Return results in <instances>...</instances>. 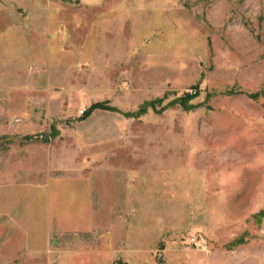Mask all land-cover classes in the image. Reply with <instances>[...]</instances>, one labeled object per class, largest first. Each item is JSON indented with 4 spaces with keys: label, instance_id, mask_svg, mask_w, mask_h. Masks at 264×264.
<instances>
[{
    "label": "rangeland",
    "instance_id": "1",
    "mask_svg": "<svg viewBox=\"0 0 264 264\" xmlns=\"http://www.w3.org/2000/svg\"><path fill=\"white\" fill-rule=\"evenodd\" d=\"M0 264H264V0H0Z\"/></svg>",
    "mask_w": 264,
    "mask_h": 264
},
{
    "label": "crops",
    "instance_id": "2",
    "mask_svg": "<svg viewBox=\"0 0 264 264\" xmlns=\"http://www.w3.org/2000/svg\"><path fill=\"white\" fill-rule=\"evenodd\" d=\"M73 158V157H72ZM66 174V179L70 181L71 179H75L78 174L80 173V169L77 168L76 170H65ZM70 178V179H69ZM73 181V180H71ZM85 192V196H82L83 202L85 200V203H83L84 206H88V208L91 210L90 212H93L94 209H97L99 207V204L96 203L97 201V194L94 193L93 188L90 187L88 191ZM84 194V193H83ZM136 197V196H135ZM75 202H72V204ZM95 207V208H94ZM147 207V205H146ZM118 208V210H116ZM110 217L112 216V219L110 220H116L119 221V217L122 215V209H121V203L112 205V210L109 212ZM88 216V215H87ZM118 217V220H117ZM84 219V220H83ZM91 220L89 217H86V215L82 218V225H78L77 227H72V228H66L64 233L60 234V240H61V248L68 249L71 247V242L70 239L75 237L76 239H84L86 243H88L92 247H97L100 244V239H101V232L98 230L95 233L93 232V229L95 226H93L92 222H88ZM96 227H99L96 225ZM71 231V232H70ZM93 233V234H91ZM124 237V236H123ZM122 240V238H121ZM120 244H126L129 249L135 250L136 252H142V250L145 248L146 250V237H145V242L143 241V236L140 231L139 234L134 236V239H130V241ZM123 245V246H124Z\"/></svg>",
    "mask_w": 264,
    "mask_h": 264
},
{
    "label": "trees",
    "instance_id": "3",
    "mask_svg": "<svg viewBox=\"0 0 264 264\" xmlns=\"http://www.w3.org/2000/svg\"><path fill=\"white\" fill-rule=\"evenodd\" d=\"M192 94L196 93V90H194L193 92H191ZM188 96H190L191 94H187ZM185 105V103L183 102V106ZM95 109H104V110H111V111H117L118 109L113 106L110 105L108 103L107 100H98V101H94L92 102L81 114V118L84 119L86 117H88ZM146 110V108L142 107L141 112H144ZM126 114H129L126 112Z\"/></svg>",
    "mask_w": 264,
    "mask_h": 264
},
{
    "label": "built area",
    "instance_id": "4",
    "mask_svg": "<svg viewBox=\"0 0 264 264\" xmlns=\"http://www.w3.org/2000/svg\"><path fill=\"white\" fill-rule=\"evenodd\" d=\"M190 240H191L192 242H194V243H197V241H196V238H195V237H190Z\"/></svg>",
    "mask_w": 264,
    "mask_h": 264
}]
</instances>
